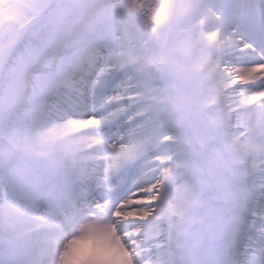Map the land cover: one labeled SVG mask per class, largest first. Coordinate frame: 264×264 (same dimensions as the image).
Here are the masks:
<instances>
[{"label":"snow or ice","instance_id":"obj_1","mask_svg":"<svg viewBox=\"0 0 264 264\" xmlns=\"http://www.w3.org/2000/svg\"><path fill=\"white\" fill-rule=\"evenodd\" d=\"M98 216L121 264H264V0H0V264Z\"/></svg>","mask_w":264,"mask_h":264},{"label":"clouds","instance_id":"obj_2","mask_svg":"<svg viewBox=\"0 0 264 264\" xmlns=\"http://www.w3.org/2000/svg\"><path fill=\"white\" fill-rule=\"evenodd\" d=\"M108 223L99 216L84 219L67 237L65 264H121L120 241L107 229Z\"/></svg>","mask_w":264,"mask_h":264},{"label":"rangeland","instance_id":"obj_3","mask_svg":"<svg viewBox=\"0 0 264 264\" xmlns=\"http://www.w3.org/2000/svg\"><path fill=\"white\" fill-rule=\"evenodd\" d=\"M20 2H26V0H20ZM220 98H223V96L222 97H220ZM229 101V104L231 103V99L229 98V99H227L226 98V101ZM60 129H56L55 131H54V133H53V135H54V137H56V134H57V132L59 131Z\"/></svg>","mask_w":264,"mask_h":264},{"label":"bare ground","instance_id":"obj_4","mask_svg":"<svg viewBox=\"0 0 264 264\" xmlns=\"http://www.w3.org/2000/svg\"><path fill=\"white\" fill-rule=\"evenodd\" d=\"M62 131V130H61Z\"/></svg>","mask_w":264,"mask_h":264}]
</instances>
